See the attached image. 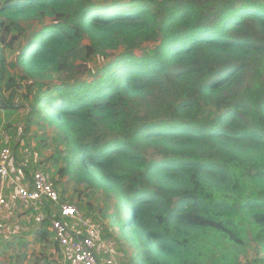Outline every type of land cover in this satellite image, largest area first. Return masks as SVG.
<instances>
[{"label":"trees","instance_id":"trees-1","mask_svg":"<svg viewBox=\"0 0 264 264\" xmlns=\"http://www.w3.org/2000/svg\"><path fill=\"white\" fill-rule=\"evenodd\" d=\"M22 88L135 264H240L252 241L264 263V0H0V109Z\"/></svg>","mask_w":264,"mask_h":264},{"label":"built area","instance_id":"built-area-1","mask_svg":"<svg viewBox=\"0 0 264 264\" xmlns=\"http://www.w3.org/2000/svg\"><path fill=\"white\" fill-rule=\"evenodd\" d=\"M0 144V211L8 206L7 191L13 188L21 202L32 207L39 226L45 220L49 222V232L58 245L64 264H119L113 257L104 262L98 259L97 253L102 245L100 229L78 207L60 200L48 171L35 170L27 183L18 177L12 178V136L2 132ZM45 206L51 208L46 210Z\"/></svg>","mask_w":264,"mask_h":264},{"label":"rangeland","instance_id":"rangeland-1","mask_svg":"<svg viewBox=\"0 0 264 264\" xmlns=\"http://www.w3.org/2000/svg\"><path fill=\"white\" fill-rule=\"evenodd\" d=\"M34 27H32L31 25H26V27L31 30L32 29V33L36 32L39 30V28H36L35 23L32 24ZM20 51V47H14L13 49H9L6 52V59L10 62V63H14L16 60V57L18 55ZM14 74L17 76L18 74V69L17 70H13ZM13 91H9V92H5V97L6 100H11V104L13 105L12 110L9 111H5L0 109V135L2 134V132H6L8 134H11L12 136H16L18 134L19 131L22 130L26 131L27 133H31L33 131L36 132V128H32L31 131H28V101L26 99V89L22 88V89H17L16 92H14V94L12 96L11 93ZM1 108V107H0ZM7 114V115H6ZM28 137V136H27ZM26 136H23V139L27 138ZM20 142V141H19ZM21 142L17 144L16 147V151L17 148L18 150L21 147ZM1 147V144H0ZM24 147V146H23ZM23 151H25V148L23 149ZM23 154V153H22ZM27 154V153H25ZM20 156L22 157L21 153ZM15 163V157L14 160L12 161V165ZM23 169V174L21 175L18 171H16L15 169H13V173H12V178L16 179V176H18V178L23 179L24 182H28L30 181L31 175L33 174V172L35 170H41L40 167L35 168L34 166H31L30 164L25 166H22ZM44 169V168H43ZM49 173L53 176V173L51 170H48ZM75 186V185H74ZM84 189V187H83ZM82 189V190H83ZM72 189H70L71 191ZM10 191L12 193H15V191L13 190V188H10ZM59 196H60V200L62 202H66L69 203L70 202L74 205H78L83 207L84 209H81L82 212L84 213V215L89 218L93 224H95L96 226H98V228L100 229L101 232V237H102V247H108L109 249H115L117 251V257H118V263L119 264H134L136 262L137 259V254L135 253H131L132 249H131V245L128 243V241L122 236V234L119 231V228L117 226H112L110 224V219L109 216L111 215L112 212V208L107 209L106 207V203L103 200V197L99 194H95V195H88V194H84L85 191H81L80 189L77 188H73L72 193L66 191L60 192L57 189ZM80 200V202H74L75 198H77ZM73 199V201H69L70 199ZM71 199V200H72ZM118 201V199L115 198L114 203L116 204ZM15 203H18V201L14 202V206H15V211L22 208V210L20 211L21 214L25 215L26 213L24 212L25 210H29V212H32L31 209L27 206H17ZM11 204V203H10ZM71 204V205H72ZM13 208V206H12ZM10 206V209L12 210V213L15 214V211L13 210ZM50 206H45L44 209H50ZM23 211V212H22ZM29 212H27L29 214ZM6 213V212H4ZM7 214V213H6ZM3 214V215H6ZM2 215V216H3ZM127 215V214H126ZM35 223V219L34 216L32 217V225H34ZM36 224V223H35ZM8 230V227H7ZM17 230L22 231V227H18ZM127 231H125L126 233ZM20 238L22 239V236H20ZM18 239L16 242H18ZM31 239V240H30ZM29 239L30 242V247L27 250V254L29 253L30 258H26V264H34V263H38L39 260H41L42 258H51L54 259L55 256L60 259L61 254L60 251H57L53 246L51 245H43L41 246L33 237H31ZM54 240V238H53ZM55 242V240H54ZM5 244V243H4ZM1 251H4L3 253H0V263L2 264H8L11 261L14 260L15 255L13 254L14 252H12V248H8V249H2ZM0 251V252H1ZM260 248L259 246L255 243V242H250V245L246 248V250L244 252H242L240 254V264H264V263H256V261L261 258L263 255L261 253H259ZM100 258V261L103 262L104 259L106 260L107 258H105L104 255L102 256H98V259ZM103 259V260H101ZM133 263H132V261Z\"/></svg>","mask_w":264,"mask_h":264},{"label":"crops","instance_id":"crops-1","mask_svg":"<svg viewBox=\"0 0 264 264\" xmlns=\"http://www.w3.org/2000/svg\"><path fill=\"white\" fill-rule=\"evenodd\" d=\"M7 115V114H6ZM10 136H12L11 134H9ZM23 136H28L27 138L23 139ZM43 137L42 132H39L36 130L33 132H29L27 133V131H19L18 134L16 136H12V148L14 150V157H15V163L12 165L11 164V170L13 173V169H15L16 171H18L21 175L23 174V165L27 166V165H31L34 166L35 168L40 167L41 170H51L53 173V180H54V187L55 189L59 190L60 192L63 191H68L70 193H72L73 188H77V189H83L82 187H76L74 186V184L69 183L67 178H62L59 175H56V171L57 168L61 166V164H56L55 163V148L53 146H48L44 140L41 138ZM21 142V147L17 151H16V147L17 144ZM24 146V147H23ZM25 148V151H23V149ZM1 150V147H0ZM20 153L22 155V157L20 156ZM23 153V154H22ZM27 153V154H25ZM44 168V169H43ZM49 172V171H48ZM11 173V174H12ZM18 176H16L17 178ZM32 179V175L30 178V181ZM28 181V182H30ZM27 183V182H26ZM70 189H72L70 191ZM86 195V193H84ZM90 194V193H88ZM7 201H8V206L3 208L0 211V245H3L4 243L8 244V243H14L16 242L20 236H22V241L20 244L16 245L14 244L11 248H12V252H14L13 254L16 256H20L21 257V263L22 264H26V258H30L29 253L27 254V250L29 249L30 242L29 239L31 237H33L34 231L36 230V228L39 227V225L35 223L34 225H32V217L34 216V219L36 218L35 215L33 214V212H29V210H25L24 212L26 213L25 215L21 214L20 209L15 211V206H14V202L18 201V203H15L17 206L23 205V206H28L30 209L32 208L29 205H25L21 202V200L16 196L15 193H12L10 191V189H8L7 191ZM72 199V198H71ZM68 200L69 201H73L72 200ZM74 202H80V200L77 198L74 199ZM11 203V204H10ZM70 204H72L70 202ZM74 205V204H72ZM10 206L12 208L13 206V210L15 211V214L12 213V210L10 209ZM76 206V205H75ZM76 207H79L78 205ZM32 211V209H31ZM82 211V210H81ZM6 212V213H4ZM23 212V211H22ZM29 212V214L27 213ZM6 214V215H3ZM3 215V216H2ZM22 227V231L17 230L18 227ZM8 227V230H7ZM31 240V239H30ZM24 243H28L26 244V246H23ZM30 245V246H29ZM133 253V252H131ZM111 254L113 256H111ZM117 251L115 249H109L108 247H100V249L98 250L97 255L98 256H102L104 255L105 258H115L118 261V257H117ZM63 258V257H62ZM106 259V260H107ZM100 260V258H99ZM103 260V259H101ZM105 261V259H104ZM103 261V262H104ZM132 261V259H131ZM63 260L59 261V264H62ZM133 263V261H132ZM35 264V263H34ZM64 264V263H63ZM135 264V263H134Z\"/></svg>","mask_w":264,"mask_h":264}]
</instances>
